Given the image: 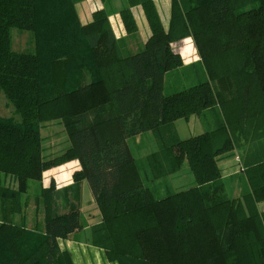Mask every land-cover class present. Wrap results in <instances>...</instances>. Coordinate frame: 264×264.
Masks as SVG:
<instances>
[{"label": "trees", "instance_id": "obj_1", "mask_svg": "<svg viewBox=\"0 0 264 264\" xmlns=\"http://www.w3.org/2000/svg\"><path fill=\"white\" fill-rule=\"evenodd\" d=\"M79 1L0 0V92L20 117L0 116V174L11 180L0 183V264H73L57 240L84 227L82 180L100 214L87 238L108 261L264 264V0H172L167 29L153 0H129L127 33L137 30L134 4L150 29L135 52L114 36L107 10L82 24ZM13 28L31 48H12ZM186 37L199 58L183 65L170 44ZM192 115L204 131L180 139L175 121ZM51 120L70 141L57 155L40 134ZM146 132L155 146L136 157L128 140ZM228 157L238 171L222 177ZM72 159V183L40 186L44 171ZM184 163L193 182L173 191L166 177ZM32 182L43 220L28 227Z\"/></svg>", "mask_w": 264, "mask_h": 264}, {"label": "crops", "instance_id": "obj_2", "mask_svg": "<svg viewBox=\"0 0 264 264\" xmlns=\"http://www.w3.org/2000/svg\"><path fill=\"white\" fill-rule=\"evenodd\" d=\"M171 1L172 0H153L161 24L164 29H167L168 27ZM128 2L129 0H81L75 4V9L79 21L82 24L89 23L92 20L93 14L96 11L102 9L107 10L108 21L110 23L114 36L117 39H122V47L125 49V51L135 52L136 50L142 48L145 42L148 40L150 36V29L146 17L144 15L142 6L140 4H134L130 6V11L136 23L137 30L133 35L127 33L120 16V9L128 5ZM185 40H188L192 44L193 55L184 52ZM24 43L29 44L28 36H26ZM170 46L174 52L180 55L183 65H188L192 62H195L199 58L193 41L190 37H186L181 40L172 42ZM196 118H198L196 115H192L188 118V120L192 119L193 122H195L197 120ZM237 161L238 159L237 157H235L234 159H223L219 162V168L221 170L222 177H229L237 173ZM79 169L80 166L76 159L68 161L59 166L44 171L42 174V180L39 184L41 187L46 188L49 185L50 179H53L56 189L65 187L66 185L72 183V174L74 171H77ZM56 172L59 173L56 174ZM1 182L9 184L11 180L9 177H4L0 174V183ZM30 184L32 185L31 193L34 197L37 192V190L35 192L36 183ZM236 184V182H232L229 184V186L232 187L231 190L234 195H238L239 193V187H237ZM84 188H86L88 192V202L95 203L90 188L85 180H82L80 183V199L82 200ZM78 206L80 216L82 217L81 210H83V208L82 206H80V202ZM257 206L259 211H264V201L259 202ZM34 208L33 211H35ZM93 212L94 215H91L90 213ZM84 213L88 214L87 216H89V222H87L85 219V222L82 220V223L84 225L82 229L69 234L66 238H59L57 241L60 249L67 250L69 252L73 264H117L116 262L108 261L104 255V251L101 248L91 245L88 241L87 231L89 227L100 221V214L98 208L96 211H84ZM16 217L19 219L18 215H16ZM26 218L27 226L32 227L35 221L41 222L43 220V213H40L39 211L35 215L29 213L27 214Z\"/></svg>", "mask_w": 264, "mask_h": 264}, {"label": "rangeland", "instance_id": "obj_3", "mask_svg": "<svg viewBox=\"0 0 264 264\" xmlns=\"http://www.w3.org/2000/svg\"><path fill=\"white\" fill-rule=\"evenodd\" d=\"M11 35H12V48L14 50L23 51V50H28L29 48H31V46H29L28 43L27 44L24 43L26 36H28L27 32H19L17 29L13 28L11 30ZM174 77H176L175 73H172L170 76L166 77V80H165L166 88H169L171 86L172 81H174ZM0 116H3V117L13 116L15 120L20 119L18 115L13 114L12 104L8 101V99L4 96L2 92H0ZM196 119L197 120L195 122H193L192 119L191 120L179 119L175 121V128H176L178 137L180 139H186L190 136L202 133L204 131L203 124L200 122L198 118ZM40 134L43 138L42 145L46 149L45 150L46 154H49V155L60 154L70 145V141L67 136L66 130L64 129L62 124L56 120L42 122L40 124ZM128 144L133 154L136 157H139V156L145 155L146 152L150 150L149 148L150 146L152 147L155 146V141L153 139L151 132H146L143 135H140L138 137L130 138L128 140ZM236 152L237 150L234 149V153ZM226 159H234V158L228 157ZM72 160H75V159H72ZM72 160H69V161H72ZM58 173L59 172H56V174ZM167 179L173 191L183 190L189 187L190 184H192L193 182V177L190 171L188 170L186 163L182 165V168L176 175L167 176L166 180ZM37 185L38 183H36L35 188L37 187ZM31 187L32 185L30 184V188L28 192L26 193V198H25L26 207L23 211L25 212V216H27V214L29 213L33 215L36 214L35 211H33V208L36 205V200L33 197V194L31 193ZM87 196H88V192L86 188H84L82 200L80 199V206H82L83 210L86 212H91L92 210L96 211L97 210L96 204L93 202H88ZM83 210H81V213H82L81 220H83L84 222L85 220L89 222V219H88L89 216H87L88 214H85ZM90 214L94 215V212ZM15 220H18L16 216H15Z\"/></svg>", "mask_w": 264, "mask_h": 264}]
</instances>
